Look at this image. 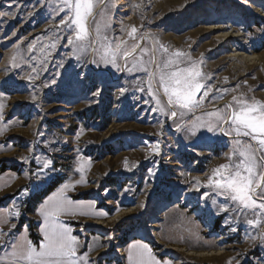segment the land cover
Listing matches in <instances>:
<instances>
[{
  "label": "rangeland",
  "instance_id": "obj_1",
  "mask_svg": "<svg viewBox=\"0 0 264 264\" xmlns=\"http://www.w3.org/2000/svg\"><path fill=\"white\" fill-rule=\"evenodd\" d=\"M15 2L19 8L9 9L13 0H0V11L17 12L14 19L0 17V103L4 105L8 131L2 144L7 149L5 162L17 167L19 174L11 172L22 184L5 197H10L5 206L20 212L18 218L12 219L13 232L27 227L28 221L38 225L35 210L26 216L24 209L32 206L30 199L34 194L52 181L63 180L62 185H73L68 189L73 201H92L96 210L107 213L98 220L72 221L77 224L71 228L80 241L78 255L88 253L94 264H125L124 248L132 241L156 247L153 255L169 264H228L229 260L232 264L237 260L240 264H264V246L257 243L251 247L247 239L249 233L257 234L258 229L247 225L244 213L238 215L233 211L235 205L211 188H192L195 178L203 184L213 168L229 163L227 156L234 146L235 134L226 138L222 133L201 129L186 139L184 132L175 130L168 114L152 111L157 104L148 93L145 72L117 73L110 66L101 63L98 67L89 62L92 58L99 60L92 47L102 54L103 47L114 45L116 40L134 43L127 37V27L124 31L121 28L122 24L135 25V42L148 52L137 49L127 67H132L136 59L147 61L154 47L157 59H161L159 44H154L158 40L170 51L189 54L191 61L185 59L179 66L188 67L195 62L205 75L201 82L212 89L200 107L183 117L178 115L176 123L207 120L206 113L216 109L227 112L226 104L235 107L233 95L264 102V0H173L171 4L165 0H142L143 6L137 11L130 5L141 0H103L102 4L97 3L94 18H89V35L82 42L95 43L80 60L72 55V46L67 43L75 26L71 30L63 25L56 27L65 14L54 16L59 0H43L42 4L39 0ZM29 11L34 13L31 17L27 15ZM145 33L152 38L140 40ZM223 34L235 37L230 45L219 39ZM54 40L58 41L56 48H47L45 59L40 49ZM34 41L35 49L30 53L28 45ZM13 51L25 59L18 68L9 64ZM234 51L258 56L260 61L244 66L236 60L233 63L228 56ZM32 56L37 59L32 60ZM29 64L40 69L35 82L23 78L31 72ZM158 84L157 77L154 90ZM121 87L127 89L123 96L119 94ZM138 87L144 91H138ZM202 93L203 90L197 98ZM33 94L36 101L31 100ZM159 96L167 109L162 89ZM221 101L228 103L217 107ZM156 144L159 155L150 151ZM44 160L50 161L49 168L39 173ZM149 169L155 175H150ZM204 192L209 196L201 199ZM75 196L87 199L75 200ZM221 206H227L228 211L220 212ZM126 211L130 213L109 222ZM245 211L247 218H253L250 211ZM156 215L160 220H156ZM154 221L157 228L152 230L158 240L139 237L141 232L150 231L148 226ZM231 227L237 231L232 232ZM14 235L8 239L13 240ZM101 250L105 252L98 254ZM5 251L0 248V257ZM183 251L211 256H186Z\"/></svg>",
  "mask_w": 264,
  "mask_h": 264
},
{
  "label": "snow or ice",
  "instance_id": "obj_2",
  "mask_svg": "<svg viewBox=\"0 0 264 264\" xmlns=\"http://www.w3.org/2000/svg\"><path fill=\"white\" fill-rule=\"evenodd\" d=\"M39 2L42 4L43 0H39ZM98 2L102 4L103 0H59L57 7L53 9L54 16L65 13L56 25L58 29L61 25L69 30L75 26L72 34L67 37V43L72 46V55L77 60H80L88 52L91 44L95 43L94 41L91 44L82 42L89 35L88 21L90 17L94 18V11L97 9ZM13 6L19 8V4L15 0L8 5L9 9H13ZM130 6L134 11H137L143 6L142 0L141 3L133 2ZM33 14V11L27 13L29 17ZM16 16L15 10L0 11V17L14 19ZM125 27L128 29L127 37L134 43L128 45L127 40H116L114 45L110 43L104 46L102 54L99 49L92 47V52L99 55V60L92 58L89 62L98 67L101 63L105 67L110 66L117 73L125 71L129 73L134 71L145 72L147 74L148 93L157 104V107L153 108L152 111L168 114V119L175 123V130L184 132L186 139L196 136L201 129H206L207 132L213 134L219 132L228 137H233V133L235 134L233 137L234 146L227 156L229 163H222L213 168L212 174L207 176L206 182L203 184L199 178H195L192 188L199 191V186L208 187L217 195L230 200L235 205L233 211L238 215L244 213L247 225L251 229H258L257 234H248L249 245L255 247L259 243L260 246H264V102L255 98L248 100L233 95L231 99L235 103V107L232 103L226 104L224 108L229 109L227 112L224 109H216L214 112L206 113L207 120L197 118L190 123L184 121L176 123L175 118L178 115L183 117L187 112L200 107L201 102L212 91L211 87H206L201 82L205 79L204 73L195 62H192L188 67H180L179 65L185 59L191 61L190 55L181 50L170 51L168 46L158 40L154 41V44H159V50L162 51L161 59H157V49L154 47L147 61L143 58L136 59L132 67H127L128 59L134 56L137 49H140L144 54H147L148 50L141 48L140 44L135 42L138 28L135 25L124 26L122 24L121 30L124 31ZM142 27L143 25H141ZM12 35H16L15 31ZM151 38L149 33L140 36V40ZM57 43L58 41L54 40L50 45H45L40 49L45 59L47 58L45 50L47 48L55 49ZM34 49L35 41L28 45V52L31 53ZM31 59L36 60L37 57L32 56ZM121 61L124 62L123 65ZM21 63H25L24 56L13 51L9 56V64L18 68ZM28 66L31 68V72L23 78L29 82H35L39 79L40 69L32 64ZM60 66L63 67V63ZM43 67L46 69L47 65L44 64ZM157 77L159 84L158 88L154 90L153 85L156 83ZM52 83H55V80ZM47 86V84L44 85V87ZM159 89L163 90V95L167 98V109L162 106ZM137 90L143 92L144 88L138 87ZM202 90V95L197 98V94L201 93ZM126 91V88L121 87L119 94L123 96ZM94 95H98V92ZM31 100L36 101L37 96L33 94ZM3 108L4 105L0 103V121L4 120ZM150 151L159 155V144L151 146ZM22 159L27 161V157ZM49 164L50 161L44 160L43 168L38 169V172L42 173L44 169H48ZM125 167H127V163H125ZM149 174L155 175L154 170L149 169ZM71 187L73 185L65 183L40 206L39 214L43 217L40 232L43 235V240L39 247L34 246L31 241L26 239H8L12 236L15 224H10L8 232H4L3 228L0 227V248L6 249L4 257H0V264H94L88 253L78 255L80 241L72 235L71 228L61 219L64 215L76 214L71 210L73 201L65 195ZM24 192H27V188L24 189ZM208 196L209 193L204 192L201 199ZM215 203L216 201L213 200V204ZM140 207H143V204ZM245 210L250 211L253 218H247ZM226 211H228L227 206L220 207V212ZM97 214L100 216L107 215L106 212ZM19 215L18 210H6V214L0 212V225L9 224L12 218H18ZM230 230L236 232L237 228L231 227ZM127 264H169V262H161L153 255L152 249L148 245L137 241L128 247ZM228 264H232V260H229ZM236 264H240V261L237 260Z\"/></svg>",
  "mask_w": 264,
  "mask_h": 264
},
{
  "label": "crops",
  "instance_id": "obj_3",
  "mask_svg": "<svg viewBox=\"0 0 264 264\" xmlns=\"http://www.w3.org/2000/svg\"><path fill=\"white\" fill-rule=\"evenodd\" d=\"M3 113H4V110H3ZM0 129H2V131H0V162H1V161H6L7 160V158H6L7 149L2 144L4 139L7 138V134H8L7 124H6L5 120L0 121ZM21 186H22V184L17 181L16 176L14 175V173H12L11 171H6L4 173L0 172V198H3V197L5 198V197H8V196L12 195ZM61 187H62V185L59 186L49 196H52ZM65 195H67V197L70 200H72L70 198L71 194L68 192V190L66 191ZM48 197H46L42 201V203L34 211V216L38 219L37 233L42 239H43V235L40 232V227L43 224V217L39 214V209H40V206L44 203V201ZM6 210H9V207H7V205L2 207V208H0V212H4L5 214H6ZM71 210L74 213H76V214L75 215H64V216L61 217L62 221L65 224H66V222H72V221H77V220H91V219L92 220H98V219L102 218V216L97 214V213H99L101 211L96 210L94 203L92 201H89V200H87V201H73V204L71 206ZM81 213H83V214H81ZM14 218H12V219H14ZM12 219L10 220L9 224L0 225V227L3 228V231L9 230V226H10V224H12ZM68 227L71 228L70 226H68ZM71 230H72V228H71ZM13 234H15L14 237H13V240H15V239H26V240L30 241L28 226L27 227L25 225L22 226L20 229H18L17 232H13ZM72 235H73V231H72ZM134 242H137V241H132V242L128 243L125 246V248H124V262H125V264H127L128 247H129V245L133 244ZM140 243L145 244L143 242H140Z\"/></svg>",
  "mask_w": 264,
  "mask_h": 264
},
{
  "label": "trees",
  "instance_id": "obj_4",
  "mask_svg": "<svg viewBox=\"0 0 264 264\" xmlns=\"http://www.w3.org/2000/svg\"><path fill=\"white\" fill-rule=\"evenodd\" d=\"M6 171H12L16 174H19V170L17 169L16 166L12 165L11 163L8 162H0V172L4 173ZM63 180H58V181H52L43 191H41L38 194H34L31 197V204L32 206H28L24 209V214L26 216L32 215L33 211L42 203V201L48 197L50 194H52L60 185L63 184ZM10 199L5 198L0 200V208L4 207L7 201ZM75 200H86L87 198L81 197V196H75ZM66 225L70 227H75L77 224L75 222H66ZM36 229H37V224H34L32 221H28V231H29V238L30 241L33 243L34 246L38 247L42 239L36 234ZM152 251L155 253L156 247L151 246ZM158 259H162V257L156 256ZM114 264H122L121 262H116Z\"/></svg>",
  "mask_w": 264,
  "mask_h": 264
},
{
  "label": "bare ground",
  "instance_id": "obj_5",
  "mask_svg": "<svg viewBox=\"0 0 264 264\" xmlns=\"http://www.w3.org/2000/svg\"><path fill=\"white\" fill-rule=\"evenodd\" d=\"M165 1L168 4L173 3V0H165ZM217 29L218 28H212V31L217 30ZM218 37H219V39H223L224 41L228 42L229 45L231 44V40H233V38H235L234 36H231V34H223V35H219ZM141 43H142V41H141ZM227 50H228V48H227ZM235 52L236 51H234V54H231V55L228 56L229 61H232L233 63H235V60H236V61H239V63L244 66V65L258 64V62L260 61V57H258V56L241 55V54H238L237 52L236 53ZM235 68H238V66H235ZM224 103H228V102L227 101H221V102H219L217 104V107L223 105ZM224 137L227 138V136H224ZM129 211L122 212L121 214H119V215L115 216L114 218L110 219L109 222H112V221H114L115 219H117L119 217H123L125 215H128V213H130ZM155 218H156L157 221L160 220L159 215H156ZM155 221L152 222L148 226V228H150V231L145 230V231L141 232V234H139V237H143V238L151 237V238H155L156 240H158L157 237H156V234L152 230V229L157 228V225H155ZM95 224L98 225V226H104L105 225L104 222H95ZM173 250H177V249L173 248ZM103 252H105V250H101L98 254H102ZM119 252L121 254L122 251L118 250V253ZM183 252L186 254V256H194V257H202V256L208 257V256H211V254H209V253L199 254V253H192V252H187V251H183Z\"/></svg>",
  "mask_w": 264,
  "mask_h": 264
},
{
  "label": "water",
  "instance_id": "obj_6",
  "mask_svg": "<svg viewBox=\"0 0 264 264\" xmlns=\"http://www.w3.org/2000/svg\"><path fill=\"white\" fill-rule=\"evenodd\" d=\"M98 11V10H97ZM97 11L95 12V14L97 13ZM192 117V116H191ZM190 118V117H189Z\"/></svg>",
  "mask_w": 264,
  "mask_h": 264
}]
</instances>
